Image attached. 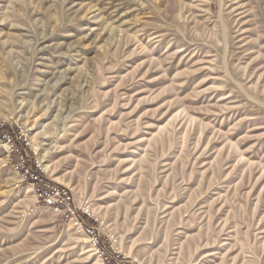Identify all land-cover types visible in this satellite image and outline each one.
Returning a JSON list of instances; mask_svg holds the SVG:
<instances>
[{
	"label": "rangeland",
	"instance_id": "obj_1",
	"mask_svg": "<svg viewBox=\"0 0 264 264\" xmlns=\"http://www.w3.org/2000/svg\"><path fill=\"white\" fill-rule=\"evenodd\" d=\"M0 125V264H264V0H0Z\"/></svg>",
	"mask_w": 264,
	"mask_h": 264
},
{
	"label": "built area",
	"instance_id": "obj_2",
	"mask_svg": "<svg viewBox=\"0 0 264 264\" xmlns=\"http://www.w3.org/2000/svg\"><path fill=\"white\" fill-rule=\"evenodd\" d=\"M19 139H21V137ZM0 141L7 146L8 154L14 153L17 154V157L19 156L15 162L10 161L9 164L15 171H17L18 175H20L21 181H25L27 185L30 186V191L34 196L36 203L42 204L58 213L64 209L73 214V199L69 191L65 187L49 181L41 173H37L35 168L32 169L29 167L27 155L22 154L18 150L7 133L0 136ZM87 232L90 233L89 231ZM96 244V241H94L93 245L95 246Z\"/></svg>",
	"mask_w": 264,
	"mask_h": 264
},
{
	"label": "trees",
	"instance_id": "obj_3",
	"mask_svg": "<svg viewBox=\"0 0 264 264\" xmlns=\"http://www.w3.org/2000/svg\"><path fill=\"white\" fill-rule=\"evenodd\" d=\"M4 133H7L12 141L14 142L15 146L19 149V151L23 154H27L31 157V154L29 153V149L27 146H25L22 139H19V132L16 128H10L7 125H0V136ZM28 166L34 169V163L29 161ZM37 173L40 174L39 171L35 169ZM77 216L79 217L80 223L83 224V226L87 227L86 221H89L91 225H94V222L92 220H88L86 216L80 214L79 212L75 211ZM107 252H111L109 249H107Z\"/></svg>",
	"mask_w": 264,
	"mask_h": 264
},
{
	"label": "bare ground",
	"instance_id": "obj_4",
	"mask_svg": "<svg viewBox=\"0 0 264 264\" xmlns=\"http://www.w3.org/2000/svg\"><path fill=\"white\" fill-rule=\"evenodd\" d=\"M223 1V0H222ZM236 2V1H235ZM223 3H221V5H222ZM241 4V3H240ZM227 9V8H226ZM222 10V9H221ZM210 11V10H209ZM221 12V11H220ZM222 24H223V22H222ZM234 25V24H233ZM223 26H225V25H223ZM221 28H222V26H221ZM226 28V27H225ZM221 30H223V29H221ZM227 30V29H226ZM212 35V34H211ZM222 36V35H221ZM257 56V55H256ZM29 142H30V147L33 149V150H37L36 149V143H35V139H34V137L33 136H31L30 137V140H29ZM98 260V259H97Z\"/></svg>",
	"mask_w": 264,
	"mask_h": 264
}]
</instances>
